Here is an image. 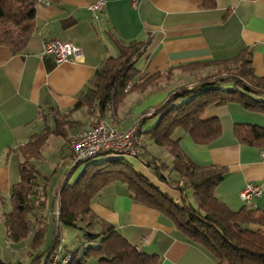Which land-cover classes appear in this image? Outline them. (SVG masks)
<instances>
[{
    "label": "crops",
    "instance_id": "0c3cea01",
    "mask_svg": "<svg viewBox=\"0 0 264 264\" xmlns=\"http://www.w3.org/2000/svg\"><path fill=\"white\" fill-rule=\"evenodd\" d=\"M98 1H102L100 11L91 7ZM52 39L71 42L80 50L70 60L56 62L51 53L43 51L44 43ZM132 41L142 44L135 61L137 80L178 64L229 60L242 51L255 73L264 77V0H216L212 8H204L201 0H62L36 4L34 28L24 47L14 52L0 45V262L10 264L1 256L2 244L10 240L2 218L10 210L6 211V202L10 206L12 186L19 180V147L44 128H53L57 112L67 113L76 121L70 132L90 126L94 115L86 107L76 108L77 100L104 60L118 55V43ZM162 89L127 91L121 104L108 111L103 120L118 129L126 128L139 113H130L134 104L149 93L163 102L166 97L161 95L165 93ZM138 104L137 108L141 102ZM203 117L218 118L221 133L217 138L198 144L177 128L174 139L196 164L224 167L225 175L215 187V195L228 207L236 210L248 205L264 210V192L249 202L239 196L248 182L264 185V149L240 143L234 135L236 123H264V113L229 102L206 107ZM53 137L58 138L54 145L63 162L68 158L69 144L52 135L46 145ZM154 147L163 154L161 159L171 160L166 150L149 142L148 148L153 151ZM61 161L56 166L60 167ZM90 208L138 252L152 256L150 264H218L168 216L133 199L120 181L102 187Z\"/></svg>",
    "mask_w": 264,
    "mask_h": 264
},
{
    "label": "trees",
    "instance_id": "16d2710c",
    "mask_svg": "<svg viewBox=\"0 0 264 264\" xmlns=\"http://www.w3.org/2000/svg\"><path fill=\"white\" fill-rule=\"evenodd\" d=\"M60 1L49 0L50 3ZM201 1L204 8L216 4V0ZM36 4V0H0V45L8 46L14 52L24 47L34 28ZM141 46L135 41L127 45L118 43V55L104 60L90 86L80 94L75 107L89 109L95 119L91 125L121 104L127 86L131 90H144L164 74L156 72L143 80L136 79L135 61ZM201 64L212 66L210 78H204L194 86L169 91L163 102L153 106L150 114L146 110L138 117L141 127L150 118H155L156 122L150 129L143 130L141 154L136 157L144 158L157 180L175 194L169 189L171 193L163 191L127 163L113 167L112 164L122 162L121 158L103 163L83 161L86 168L73 184H69L68 177L80 161L64 174L58 185L57 222L52 214L53 207L50 210L56 229L51 246L41 254L36 251L44 241L48 219L41 209L48 179L58 166L45 174L35 161L41 159L42 149L50 136L66 141L76 121L67 113L57 112L53 128H44L19 147V180L12 186L10 210L5 213L3 222L7 237L12 241H19L33 231L29 246L36 254L32 253L30 261L49 252L52 245L59 242L57 227L66 225L81 229L89 243L86 247L81 244L68 250L71 254L69 264H87L88 257L95 258L99 264H150L152 256L138 252L112 224L91 211L90 202L101 188L120 181L126 184L133 199L168 216L176 228L202 246L218 264H264V210L248 205L236 210L228 207L215 195V187L225 175L224 167L196 164L173 137L174 131L180 128L198 144L217 138L221 133L218 118L203 117L205 108L210 105L236 102L264 113V77L255 73L243 51L229 60H204L177 66ZM234 135L240 143L264 149V125L236 123ZM149 142L166 150L171 160L152 155ZM70 155L69 149L66 157ZM38 197L42 199L39 202Z\"/></svg>",
    "mask_w": 264,
    "mask_h": 264
},
{
    "label": "rangeland",
    "instance_id": "374dc122",
    "mask_svg": "<svg viewBox=\"0 0 264 264\" xmlns=\"http://www.w3.org/2000/svg\"><path fill=\"white\" fill-rule=\"evenodd\" d=\"M213 73L212 66H204V65H180L176 67H172L168 69L167 71H164V74L160 76L158 79H155L153 84H151L148 87H151V89L160 88L162 87V96L165 97L168 95L169 91H177L179 89H182L184 87L194 86L199 83V81L203 80L204 78H210ZM130 87L127 86L126 89H124V92L130 91ZM153 93H149L146 97L141 98L140 101L136 102L132 108V111L130 113H134L136 115V119L139 117V115L142 114V112L146 110H150V106H155V104H150V102L154 103H160L159 101L154 100L152 96H150ZM151 97V99H145L148 97ZM145 99V100H143ZM140 107L137 108L140 103ZM150 104V105H149ZM135 119V120H136ZM93 120H95L93 118ZM156 122L155 118H150L146 120L142 124V129L148 130L150 129ZM261 125H264V123H261ZM71 134V133H70ZM54 139L58 140V138L49 139L48 145L44 146L42 149L43 156L40 160L35 161L36 163L39 162L37 165L40 166V170H42L45 174H48L51 172V168L55 167L57 163H59L60 155L56 152V148L54 145ZM61 140V139H59ZM67 140V139H66ZM64 150V149H63ZM149 151L151 154L162 157L163 154H161L160 151H158V148L154 147L153 151L151 148H149ZM67 155V154H66ZM65 156V155H64ZM114 158H121V163H115L112 164L113 167H120L122 164L127 163V165H130L133 169H135L137 172L143 174L148 179H150L156 186H159L163 191H172L169 187L168 189L165 188L166 185L160 183L157 180V177L154 175L153 170L146 165L144 158L141 157H131V156H125L120 155L116 153L111 152H105L100 153L96 155L95 157L91 158L89 161L91 163H103L104 161L110 162L111 159ZM67 159V158H66ZM167 161V160H166ZM67 165L61 164L58 169L53 173V175L48 179L47 185H46V199L44 206L42 207L41 211L44 215L48 216L47 219V230L44 234V241L40 248L37 250V253H41L44 249H47L51 246L53 236H54V230L56 229V224L53 221L50 210L53 207V200L55 197V193L59 190L58 183L62 178V175L64 174V169ZM86 168L85 162H80L74 170L71 172V175L68 177V183L73 184L75 180L78 178V176L82 173V171ZM57 185V189L55 191L54 187ZM171 193V192H169ZM172 194L175 193L172 191ZM59 195V192H58ZM42 199L38 197V202ZM6 211L9 210L10 206L8 201L6 202ZM4 218V217H3ZM2 218V219H3ZM61 236L63 237V242H61V247L68 249V250H74L81 244L86 247L89 245L87 241V237L84 235L83 231L81 229L70 227L66 225H59L58 227ZM33 231H30L28 235L19 240V241H11L8 240L4 242L2 245V260L4 262H8L10 264H29L31 261V257L33 256L29 247V242L32 239ZM95 243H91V245H94ZM30 251V252H29ZM31 253V254H30ZM34 253V252H33ZM88 264H97V260L93 257H88Z\"/></svg>",
    "mask_w": 264,
    "mask_h": 264
},
{
    "label": "built area",
    "instance_id": "2783aa9c",
    "mask_svg": "<svg viewBox=\"0 0 264 264\" xmlns=\"http://www.w3.org/2000/svg\"><path fill=\"white\" fill-rule=\"evenodd\" d=\"M37 4H49V0H36ZM94 10L100 11L102 1L91 6ZM80 50L79 46L66 41L56 39L44 43L43 51L51 53L56 62L70 60ZM153 111L151 108L147 114ZM142 127L138 119L133 121L124 129H118L103 119L96 120L92 125L72 132L67 137L71 155L63 160L67 166L64 169L66 174L75 164L80 161L90 160L101 152H111L125 156L136 157L141 154ZM264 192V185L248 182L239 193L240 198L249 202L253 196H259ZM58 191L55 193L52 214L57 222L59 214ZM59 242L52 245L49 252L32 260L29 264H69L71 254L61 247L63 237L57 227Z\"/></svg>",
    "mask_w": 264,
    "mask_h": 264
}]
</instances>
